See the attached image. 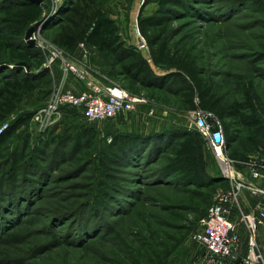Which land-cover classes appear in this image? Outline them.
Returning a JSON list of instances; mask_svg holds the SVG:
<instances>
[{"label": "rangeland", "instance_id": "rangeland-1", "mask_svg": "<svg viewBox=\"0 0 264 264\" xmlns=\"http://www.w3.org/2000/svg\"><path fill=\"white\" fill-rule=\"evenodd\" d=\"M72 1H44L42 18L46 17L47 21L35 33V46L44 53L45 62L50 50L43 47L52 44L49 28L58 22ZM263 3L264 0H196L198 12L202 11L200 16L179 19L174 27L178 30L175 41L191 50L205 76L220 83L231 97H239L238 87L243 81L254 82L262 99L258 112L264 122V61L260 57L264 52ZM157 7L154 3L146 5L145 0H106L105 3L121 37L135 45L141 37L137 23L139 15H152ZM142 51L148 56L147 49ZM75 58L82 60L81 55ZM86 63L106 76L94 73L101 83H123L120 78L109 75L105 61L97 54H90ZM60 65L58 61L53 69L48 68L51 76L41 90L23 95L16 113L0 124V134L18 117L46 102L53 89L74 90V86H78L77 80L65 74ZM155 95V101L141 95L146 103L112 119L89 121L81 110L68 108L53 133L40 134L31 120L14 135L0 152V172L11 165L13 151H21L26 144L24 156L39 155L37 163L40 165L26 174V178L32 179V187L26 193L29 201H26L23 215L0 235V253L4 252L0 264H115L128 245L137 247V235H147L150 229L162 233L170 231L167 226L170 220L162 207L176 202L180 194L163 181L154 179L156 166L145 171L127 165L113 154L118 152L115 142L110 143L112 137L124 133L153 135L176 129L197 130L200 121L197 112L178 111L177 100L172 94L155 92ZM151 107L154 108L152 114ZM7 122L9 127L1 132ZM239 139H246L245 130H240ZM37 147L44 150L39 151ZM206 154L210 172L221 174L223 167L207 146ZM236 169L250 177V172L240 164ZM37 173H41L42 178L38 179ZM108 192L112 197L104 201ZM95 201H102V205L98 207ZM81 210V216L88 223L93 222L95 236L92 238H79L76 226L68 224L70 216ZM17 231L21 232L18 244L6 237L9 232ZM6 244H9L8 251L2 248ZM201 251L189 235L171 256L169 264H194Z\"/></svg>", "mask_w": 264, "mask_h": 264}, {"label": "trees", "instance_id": "trees-1", "mask_svg": "<svg viewBox=\"0 0 264 264\" xmlns=\"http://www.w3.org/2000/svg\"><path fill=\"white\" fill-rule=\"evenodd\" d=\"M194 2L196 0H145L146 5L158 6L152 15L138 17V30L145 40L148 56L121 37L116 21L105 9L106 0L72 1L58 22L49 28L51 43L72 56L79 54L80 44L84 43L91 54L105 61L109 75L120 78L123 82L120 85L134 95L155 101V92L172 94L180 112L211 113L221 122L230 158L244 161L254 154L264 155V122L258 112L262 99L254 82L243 81L238 87L239 97H231L220 83L205 76L191 50L175 41L178 30L174 22L200 16L202 12H198ZM44 8L45 4L24 0H0V124L16 113L23 95L41 90L51 76L50 70L44 67L46 59L42 50L25 41L28 26L42 18ZM260 57L264 61V52ZM68 108L81 110L67 106L63 112ZM36 110L18 117L0 134V152L21 128L31 123ZM59 124L45 133H53ZM241 129L246 131V139L242 141L239 139ZM113 142L118 147V152L113 153L117 158L145 171L156 166L154 179L180 194L176 202L162 207L168 214L170 231L162 233L150 229L147 235H137V247L128 245L115 264H169L171 256L189 235L200 229L216 196L231 190L232 184L223 173L210 172L206 154V146H209L198 130L176 129L153 135L124 133L112 137L110 143ZM26 145L21 151H13L11 165L0 172V235L8 226L19 222L29 201L26 193L32 187V179L26 178V174L40 165L37 163L39 155L24 156ZM37 174L38 179L42 178L41 173ZM111 197L108 192L103 199L108 201ZM96 204L100 207L102 201ZM81 214L83 210L70 214L68 224L76 226L79 238H92L95 236L93 222L88 223ZM20 233L9 232L6 237L18 244ZM8 246L2 248L8 251Z\"/></svg>", "mask_w": 264, "mask_h": 264}, {"label": "built area", "instance_id": "built-area-1", "mask_svg": "<svg viewBox=\"0 0 264 264\" xmlns=\"http://www.w3.org/2000/svg\"><path fill=\"white\" fill-rule=\"evenodd\" d=\"M137 46L140 50L147 49L145 40ZM46 47L49 48L50 54L47 62L44 63L45 67L53 69V65L59 61L64 73L72 75L83 83L85 89L81 92L63 87L53 89L46 103L32 116V122L38 132L45 133L55 126L63 116V108L67 106L80 108L87 120L96 122L134 111L138 105L147 102L143 96L132 94L120 84H103L94 77V73H98L106 78L86 63L91 52L84 43L80 44L82 60L76 59L53 44L43 48ZM153 112L154 108L151 107L150 113ZM197 113L200 117L197 130L218 157L223 167V176L230 180L232 189L216 196L207 216L201 221L200 229L192 234V238L205 250L202 264H222L225 259L233 255L241 242L238 229L240 224L231 217L232 207L239 202L241 190L247 189L254 195L264 194V189L256 182L264 180V155L254 154L244 161L230 158L226 150V139L221 122L211 113L202 111ZM208 116L214 119L213 126H218V132H212V126L207 121ZM9 125L7 122L1 128V132ZM237 164L248 170L250 177L237 170ZM241 222L248 232V251L243 264H264V252L258 241V230L264 225V206L258 205L252 212H242Z\"/></svg>", "mask_w": 264, "mask_h": 264}, {"label": "crops", "instance_id": "crops-1", "mask_svg": "<svg viewBox=\"0 0 264 264\" xmlns=\"http://www.w3.org/2000/svg\"><path fill=\"white\" fill-rule=\"evenodd\" d=\"M130 44L135 45L133 43H130ZM137 44H139V38H137ZM79 55H81V50L79 54L76 56H79ZM77 82H78V86H74V90L77 92L83 91L85 89V85H83L78 80ZM256 182L259 186H261L264 189V180L261 179ZM258 205L264 206V194L254 195L247 189L241 190L240 195H239V202L233 205L232 213H231L232 219L236 223L240 224L238 229L241 235V242L235 249L233 255L225 259L222 264H243L244 257L246 256L247 251H248V232L244 224H242L241 222V213L242 212H252L256 209ZM258 241L264 252V225H262L258 230ZM203 252H205L204 249H202V251L197 254V258L194 264H202V259H203V254H204Z\"/></svg>", "mask_w": 264, "mask_h": 264}, {"label": "water", "instance_id": "water-1", "mask_svg": "<svg viewBox=\"0 0 264 264\" xmlns=\"http://www.w3.org/2000/svg\"><path fill=\"white\" fill-rule=\"evenodd\" d=\"M24 1H27V2H30V3H35V4H38V5H44V1L45 0H24ZM47 21V18L46 17H43L42 19H40L39 21L35 22L26 32L25 34V40L28 42V44L30 45H36L37 44V40L35 38V33L37 31H40L42 26L44 25V23ZM143 37H139V43H142L143 42ZM207 121L210 123V125L212 126L211 127V130L213 133H216L219 131V128L218 126H213V122H214V119L212 118V116H208L207 117ZM218 138V137H217Z\"/></svg>", "mask_w": 264, "mask_h": 264}]
</instances>
